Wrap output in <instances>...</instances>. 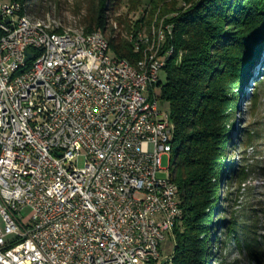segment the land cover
Listing matches in <instances>:
<instances>
[{
  "label": "built area",
  "instance_id": "2783aa9c",
  "mask_svg": "<svg viewBox=\"0 0 264 264\" xmlns=\"http://www.w3.org/2000/svg\"><path fill=\"white\" fill-rule=\"evenodd\" d=\"M165 50L131 76L96 36L40 37L0 2V264L159 260L178 224L155 93Z\"/></svg>",
  "mask_w": 264,
  "mask_h": 264
},
{
  "label": "trees",
  "instance_id": "16d2710c",
  "mask_svg": "<svg viewBox=\"0 0 264 264\" xmlns=\"http://www.w3.org/2000/svg\"><path fill=\"white\" fill-rule=\"evenodd\" d=\"M5 1L19 4L21 15L36 20L51 9L47 6L51 0ZM124 4L126 13H119ZM147 4L148 16L131 20L142 0H87L80 28L85 35L101 32L110 55L135 66L144 48L135 49L129 37L136 40L157 19L172 27L171 39L164 44L173 53L162 69L164 83L159 80L155 88L157 100L170 115L173 144H177L170 172L182 217L170 231L175 242L171 264H227L210 251L214 247L224 251L229 242L234 244L231 250L259 262L260 255L251 250L255 239L246 240V229L239 232L237 218L231 215L218 221L228 214L225 204L231 203V194L219 193L221 183L240 185L247 177V169L233 171L225 157L228 145L234 148L243 134L234 120L240 100L255 79L256 68H264V0H149ZM112 18L115 27L109 23ZM244 135L252 141L250 134ZM218 226L221 238L216 239Z\"/></svg>",
  "mask_w": 264,
  "mask_h": 264
},
{
  "label": "rangeland",
  "instance_id": "374dc122",
  "mask_svg": "<svg viewBox=\"0 0 264 264\" xmlns=\"http://www.w3.org/2000/svg\"><path fill=\"white\" fill-rule=\"evenodd\" d=\"M2 1L7 2L5 0ZM148 2L149 0H142V6L130 16L131 20H136L141 15L148 16ZM86 3L87 0H51L47 5L51 6L50 15H47L50 19L48 21L51 25H53L51 23V19H53L54 21H60L64 27L68 25L80 28L81 20L86 15ZM119 13H126L125 4L121 7ZM47 16L40 19V21H46ZM160 21L157 19V22L154 26L150 27L149 31L142 30L141 36H150L152 27L157 28ZM109 23L115 27L113 18ZM254 75L255 79L250 81L245 92L246 94L240 100L238 110L234 116V120L237 122L236 127L241 129L243 134L239 136L240 139L238 141L235 140L236 137L234 139V136H231L230 139L232 141L235 140L236 145L234 148L228 145L225 157L226 162L232 164L233 171L241 166L247 169V177L240 185L237 182L228 185L224 181L221 183L219 193L225 191L226 194H231V203L225 204L228 214L220 217L218 224L222 223L221 219L228 220L231 215L237 218L239 232L246 229V240L252 241L255 239L251 250L254 253H258L260 259L259 262H253L249 259L248 254L239 255L236 251L231 250L234 244L233 242H229L228 248L224 251L216 247L210 251L213 257L223 258L227 264H264V68H261V66L256 68ZM159 80L161 84L165 81L162 71L159 73ZM254 82L259 83V85H255ZM160 108H163L164 112L168 113L165 106L162 107L160 105ZM244 134H250L252 141H246ZM176 149L177 144H173V153L171 154L170 161L168 160V156L162 157V169H168L170 166L171 168L173 167ZM166 175L167 172H165ZM219 228L218 226L215 234L216 239L221 238ZM163 236L164 239L159 242L158 247L159 260L149 264H161L162 261L171 258L173 255L175 242L171 232L164 233ZM211 264H215V262H211Z\"/></svg>",
  "mask_w": 264,
  "mask_h": 264
},
{
  "label": "bare ground",
  "instance_id": "6f19581e",
  "mask_svg": "<svg viewBox=\"0 0 264 264\" xmlns=\"http://www.w3.org/2000/svg\"><path fill=\"white\" fill-rule=\"evenodd\" d=\"M0 2H3L0 0ZM7 3V2H6ZM12 7V10L18 11L20 18L23 19L25 23V27L32 29L33 32H37L40 37H53L55 39H64V41L72 44V45H82L84 40L95 38L97 45L108 49L109 57H112L109 53V46L105 36L101 32H94L91 34H83L82 29L79 27H71L65 25V27L61 24L60 21H54L51 19V23L48 20L49 14H47L46 21L35 20L30 18L28 15H21V7L17 3H7ZM168 25L164 24V21H160L157 28L151 29L150 36L142 37V34H139L138 37V48L140 45L143 46V57L140 61L136 63L135 66L130 65L128 62L124 60H119L114 58L115 63L123 66V69L127 71V74L131 76H141L142 78H149L151 73V67H153L154 62H157V57H159L160 53L163 51V44L171 39L172 35V27L171 25L168 28V32H166V36H164V31H167ZM61 29V30H60ZM145 36V35H143ZM133 36L129 37V41L134 44V47H137V40H131ZM136 49V48H135ZM173 49L168 47V50H165V58H162V69L165 65V61L172 55ZM162 70H157V79H159V73ZM164 123L166 127V137H164L165 144V154L168 156V160H171V154L173 153V141H174V126L170 120L169 113L164 112ZM4 126H12V118H4ZM171 167V166H170ZM164 169L167 172L165 176L166 183H169L171 186V193L173 194V201L176 203V222H178L182 217V210L180 208L179 200L177 197V186L171 180V172L170 169ZM176 225L175 219H168V227L167 232H170L173 227Z\"/></svg>",
  "mask_w": 264,
  "mask_h": 264
},
{
  "label": "water",
  "instance_id": "95a60500",
  "mask_svg": "<svg viewBox=\"0 0 264 264\" xmlns=\"http://www.w3.org/2000/svg\"><path fill=\"white\" fill-rule=\"evenodd\" d=\"M29 58H30V54H26V59L28 60ZM168 263H169V259H166L161 262V264H168Z\"/></svg>",
  "mask_w": 264,
  "mask_h": 264
}]
</instances>
